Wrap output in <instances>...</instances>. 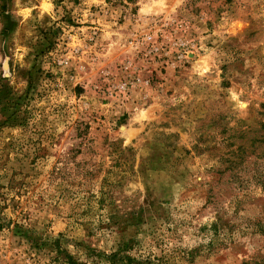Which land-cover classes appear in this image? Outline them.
Masks as SVG:
<instances>
[{
  "label": "rangeland",
  "instance_id": "rangeland-1",
  "mask_svg": "<svg viewBox=\"0 0 264 264\" xmlns=\"http://www.w3.org/2000/svg\"><path fill=\"white\" fill-rule=\"evenodd\" d=\"M55 241L264 264V0H0V264Z\"/></svg>",
  "mask_w": 264,
  "mask_h": 264
},
{
  "label": "trees",
  "instance_id": "trees-1",
  "mask_svg": "<svg viewBox=\"0 0 264 264\" xmlns=\"http://www.w3.org/2000/svg\"><path fill=\"white\" fill-rule=\"evenodd\" d=\"M131 249L129 246L118 248L115 252L103 256L105 264H142L140 261L130 257L128 251ZM52 255L49 259L50 264H88L79 262L69 252L62 248L58 241L53 243ZM95 254V253H94ZM91 264H100L99 262H92Z\"/></svg>",
  "mask_w": 264,
  "mask_h": 264
}]
</instances>
